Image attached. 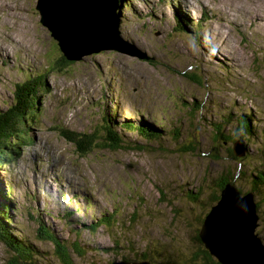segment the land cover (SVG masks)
Listing matches in <instances>:
<instances>
[{"label": "rangeland", "instance_id": "374dc122", "mask_svg": "<svg viewBox=\"0 0 264 264\" xmlns=\"http://www.w3.org/2000/svg\"><path fill=\"white\" fill-rule=\"evenodd\" d=\"M125 1L118 10L121 37L152 61L104 51L59 69L64 56L41 24L38 0H0V111L13 104L17 84L46 77L40 114L27 118L31 140L0 167V195L12 187L14 226L42 252L37 264H63L56 246L40 239L38 221L68 247L73 264L133 262L143 254L151 264L173 263L197 250L203 201L218 192L224 171L264 172V0ZM182 72L197 74L199 82ZM104 112L121 138L144 149L97 148L82 157L58 131L89 132ZM225 114L233 120L225 123L226 135L235 141L222 143L211 123L224 122ZM242 115L252 122L249 141L235 134ZM129 121L168 134L146 142L121 130ZM176 130L180 144L171 134ZM241 139L248 148L244 166L229 157ZM193 141L197 152L178 150ZM250 179L236 185L251 192ZM259 202L256 234L264 242ZM101 219L98 229L89 228ZM12 256L0 241V264H11Z\"/></svg>", "mask_w": 264, "mask_h": 264}, {"label": "trees", "instance_id": "16d2710c", "mask_svg": "<svg viewBox=\"0 0 264 264\" xmlns=\"http://www.w3.org/2000/svg\"><path fill=\"white\" fill-rule=\"evenodd\" d=\"M120 4H125L127 6L129 4L128 1L119 0ZM177 26L182 28L185 26V20L179 18L178 15L175 17ZM122 22V20H121ZM182 26V27H181ZM64 56V55H63ZM148 61H152L151 59ZM76 62V61H75ZM74 61H69L67 58L61 57L59 62L57 63L58 68H64L75 64ZM212 64V63H211ZM182 75L192 79L193 81L199 82V77L197 74L187 72H182ZM45 76L38 75L35 80L28 79L26 82L22 84H17V89L14 94V102L10 105L6 110L0 111V167L2 165L9 164L13 161L16 156V150L20 149L22 143H28L31 138L25 131V127L27 126V118L30 120L36 119L40 114V98L41 93H43L44 88H46ZM33 80V81H32ZM31 81V82H30ZM196 107V106H195ZM199 111L203 109L200 105L198 106ZM231 115L225 114L223 118H225L224 122H216L211 123V127L216 134V140L222 141V143H226L229 141H235L234 136L226 135V130L224 128L225 123L231 124L232 119ZM226 118H229L226 120ZM114 119L107 112L103 113V118L100 119V123L97 124L96 127L93 126V129L89 132H76L68 129H58L60 135L67 140L69 143L73 144L79 156L85 157L92 153L97 148L100 149H109L112 151H118L121 149H144L145 146H142L139 143H129L126 142L123 138L120 137L119 133L116 131V128L113 125ZM121 130L123 132H136L141 137H143L146 142H157L161 141L162 138L167 136V130L159 129L157 127H153L148 125L145 122L134 123L133 121L122 122L120 124ZM235 134L238 132H244L246 134V141H249L253 135V126L250 117L247 115L240 116V119L237 120V126L235 127ZM174 136V144H180L181 133L179 130L171 132ZM242 140V139H241ZM247 147V146H246ZM18 148V149H17ZM178 150L181 151H193L197 152V147L194 144V141L189 145H179ZM212 155L214 159H217L218 152L213 149ZM248 150V148H247ZM236 156L233 152V149L229 150V157L231 160H237L243 164V158L245 156ZM220 160V159H218ZM233 169H226L221 177L217 179L216 185L217 190L214 194L208 197V201H203L205 213L203 216L197 220V235L196 240L198 242V247L193 254L189 256H183L180 259H174L173 263L169 264H220L216 258H214L209 251L205 248L204 244L200 240L199 237V226L202 227L203 221L212 208L220 199V194L222 189L228 184L233 183L236 188L242 193L244 192L240 187L236 184L239 182L242 183L244 180H251V188L250 191L259 197V201H264V172L259 171L256 174H247L243 171L242 167H237ZM0 186L3 184L0 180ZM11 191L12 187L8 186L6 194L1 193L0 195V241L4 243L10 251L13 253L10 262L11 264H29L35 263V259L41 256V251L34 247L32 243L25 239L24 236L19 235L14 226L15 220L13 216V210L17 212V209L14 206H11ZM254 195L255 203L257 205V211L261 215V204L259 201H256V196ZM199 196V194H197ZM197 196L190 195L189 197L193 200H197ZM200 201V200H199ZM72 211L68 212V217H71ZM263 219V218H262ZM105 220V219H104ZM101 219L100 221H96V225H90L89 228L92 230L98 229L104 221ZM40 235L42 236V240H47L52 242L56 246V255L59 257V260L63 264H73V259L69 253L68 247L62 243L61 239L57 237L53 230L47 227L43 222L38 221ZM22 233V232H21ZM75 246H78L77 251L79 250V245L76 243ZM147 260V256L143 254L136 261ZM151 260V259H150ZM12 261V262H11ZM149 261V259H148ZM154 261V260H153Z\"/></svg>", "mask_w": 264, "mask_h": 264}, {"label": "water", "instance_id": "95a60500", "mask_svg": "<svg viewBox=\"0 0 264 264\" xmlns=\"http://www.w3.org/2000/svg\"><path fill=\"white\" fill-rule=\"evenodd\" d=\"M119 3V0H38L36 8L41 24L48 28L69 61H81L104 51L150 60L146 52L121 37ZM246 151L242 140L234 143L236 156H244ZM258 222L254 194H242L233 183H228L206 215L199 237L220 264H264V242L256 234ZM111 264L151 263L115 260Z\"/></svg>", "mask_w": 264, "mask_h": 264}, {"label": "bare ground", "instance_id": "6f19581e", "mask_svg": "<svg viewBox=\"0 0 264 264\" xmlns=\"http://www.w3.org/2000/svg\"><path fill=\"white\" fill-rule=\"evenodd\" d=\"M257 9H258V7H256ZM256 8H254L255 9V11H257V9ZM254 9H253V11H254ZM205 42V41H204ZM205 45H206V47H207V43H204ZM209 48H212L211 46H208V49ZM217 50V49H216ZM214 58V57H213ZM211 63H212V61H211ZM214 63V62H213ZM131 83V82H130Z\"/></svg>", "mask_w": 264, "mask_h": 264}]
</instances>
